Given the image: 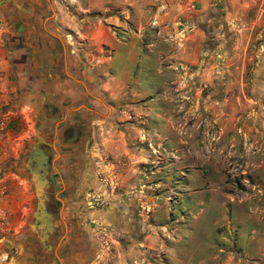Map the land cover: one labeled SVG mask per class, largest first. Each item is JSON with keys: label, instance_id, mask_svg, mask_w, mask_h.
I'll use <instances>...</instances> for the list:
<instances>
[{"label": "rangeland", "instance_id": "374dc122", "mask_svg": "<svg viewBox=\"0 0 264 264\" xmlns=\"http://www.w3.org/2000/svg\"><path fill=\"white\" fill-rule=\"evenodd\" d=\"M24 2L28 82L39 21L60 78L74 50L84 98L40 101L26 152L0 153V197L7 172L29 194L24 212L0 209V264L25 244L39 264H264V0ZM13 20L0 28L24 31ZM36 135L48 157L38 220L25 168Z\"/></svg>", "mask_w": 264, "mask_h": 264}, {"label": "crops", "instance_id": "0c3cea01", "mask_svg": "<svg viewBox=\"0 0 264 264\" xmlns=\"http://www.w3.org/2000/svg\"><path fill=\"white\" fill-rule=\"evenodd\" d=\"M24 1L26 0H2L0 2V26H2V21L8 24L13 19H17V23L22 27L24 26V31H20L17 35L8 31V28H0V105L5 104L6 108L13 111H10L8 115L5 113L0 114V153H2V158L17 153L16 151L14 153L11 152L15 145L18 146L19 151H24L27 147L22 140L27 136V130L24 127L27 121L26 111L28 109L34 108L38 110L40 101V107L44 110L47 104H51L50 108L61 105L65 98H69L71 101L76 99H81L80 101H82V98H84V95L78 89L80 82L84 84L83 78L72 76L73 74L80 75L79 64H77L73 56L74 50H72L73 52L71 50L67 52L68 60H70V67L67 69L70 72V79L60 78V73L56 68L58 59L55 56L56 53L52 52L54 47L52 46V35H46V28L39 21L38 36L35 38L38 42V49L32 50L38 57V60L34 63V65H38V78L28 82V75L34 72V67L31 66V69H27V58L31 56L30 53H27V45L32 32L26 31L29 25L27 22L29 17H27L28 10L24 5L26 3ZM39 6L40 3H38V12ZM56 38L66 48L70 45L69 38L64 36L61 38L59 35H56ZM15 41L18 42L17 49L16 43L14 44ZM131 57L132 55L127 52L129 64ZM16 65H18V68ZM64 72H66V69ZM81 72L84 73L83 71ZM130 72L131 70L126 68L120 71L119 74L124 78ZM65 74L68 75L67 72ZM50 112H48V115ZM28 149L30 150V146ZM3 179H6L5 185L8 194L5 196L6 198L0 197V209L4 210V212L2 211L3 215L5 213L8 218L16 208L23 211L25 207L22 204L29 202V194L27 193L26 180L21 179L16 174L7 172ZM11 191H13L12 195L10 194ZM11 202L15 205L14 207H12ZM18 214L21 215L22 213ZM0 246H2L0 249V258H2L4 256L1 254L6 252V246H11V244L0 238ZM24 247L17 264H39L38 259L29 260L35 250L28 244H25ZM27 256H30V258Z\"/></svg>", "mask_w": 264, "mask_h": 264}, {"label": "water", "instance_id": "95a60500", "mask_svg": "<svg viewBox=\"0 0 264 264\" xmlns=\"http://www.w3.org/2000/svg\"><path fill=\"white\" fill-rule=\"evenodd\" d=\"M44 141V140H43ZM38 140V135H36L35 141L31 144L30 150L25 158V168L28 172L29 178L33 185V191L36 198L35 208L36 210L32 213L34 220H38V214L42 212L43 208V195L42 187L45 183L44 173L46 172L47 164V155L42 150L40 142ZM43 221V223L41 222ZM40 222L43 226L50 229V221L44 217L40 219ZM38 227V224H35ZM41 226V225H39Z\"/></svg>", "mask_w": 264, "mask_h": 264}, {"label": "bare ground", "instance_id": "6f19581e", "mask_svg": "<svg viewBox=\"0 0 264 264\" xmlns=\"http://www.w3.org/2000/svg\"><path fill=\"white\" fill-rule=\"evenodd\" d=\"M38 140L39 141H43V139H42V137L40 135L38 136Z\"/></svg>", "mask_w": 264, "mask_h": 264}]
</instances>
